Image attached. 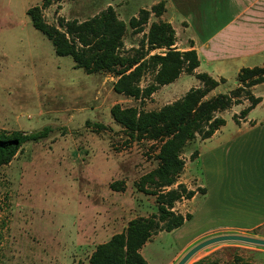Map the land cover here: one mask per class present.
Returning <instances> with one entry per match:
<instances>
[{
  "label": "rangeland",
  "instance_id": "374dc122",
  "mask_svg": "<svg viewBox=\"0 0 264 264\" xmlns=\"http://www.w3.org/2000/svg\"><path fill=\"white\" fill-rule=\"evenodd\" d=\"M151 1L57 0L42 15L48 25L57 27L59 19L82 23L111 7L126 27L121 54L148 59L161 52L148 51L146 44L151 24L160 21L150 16L138 34L129 22ZM41 4L42 0H0V132L55 129L45 141L24 145L0 167V264H89L97 246L124 232L130 221L157 215L155 197L140 193L136 184L157 167L158 144L129 138L112 120L111 108L157 112L202 85L194 71L182 73L173 88L162 92L158 88L142 103L115 94L113 75H87L71 58L55 55L26 15ZM226 76L206 100L238 88L237 76ZM153 79L148 65L140 89ZM250 93L261 103L247 115L243 112L249 102L241 98L240 105L216 114L225 125L210 139L197 136L185 147L178 181L195 195L176 203L172 211L191 219L145 244L140 254L148 264H177L193 247L219 236L264 240V181L258 183L264 145L254 139V127L264 128V83ZM87 121L108 130L91 132L84 127ZM199 262L264 264V247L217 243L186 264Z\"/></svg>",
  "mask_w": 264,
  "mask_h": 264
},
{
  "label": "trees",
  "instance_id": "16d2710c",
  "mask_svg": "<svg viewBox=\"0 0 264 264\" xmlns=\"http://www.w3.org/2000/svg\"><path fill=\"white\" fill-rule=\"evenodd\" d=\"M56 1L42 0L40 7L26 11L32 27L51 43L57 57L71 58L76 69L87 75L109 74L116 77L112 89L117 95L142 103L150 99L158 88L174 83L182 73L193 75L199 67L195 51L179 52L175 49V32L168 23H152L146 35L148 51L160 50L159 54L148 59L137 54L125 57L120 50L126 27L111 7L82 23L59 19L55 27L45 22L42 12ZM164 12L163 3L153 6L150 11L141 10L137 18L130 20L129 27L137 34L142 33L151 14L160 18ZM148 65L153 68L154 79L151 85L140 89L139 82ZM195 78L201 88L190 90L181 100L157 112L124 109L120 105L111 108L112 120L128 133L129 138L158 144L155 156L157 167L136 184L140 193L155 197L157 215L130 221L124 232L97 246L89 264H147L140 255L145 244L153 236L177 230L191 219L190 215L181 216L172 211L176 203L191 200L195 195L178 181L185 166L181 155L187 144L197 136L202 141L210 139L225 125V121L216 114L229 110L233 105H240L241 98L249 102L243 116L261 103L259 98L253 97L250 89L264 83V65L241 69L236 77L237 89L229 95L208 100L207 95L225 81L221 79L218 82L204 73L195 75ZM84 127L95 133L108 130L104 125L90 121ZM53 132L55 129L52 128L30 134L0 132V167L8 164L24 145L41 143ZM111 188H114L113 185Z\"/></svg>",
  "mask_w": 264,
  "mask_h": 264
},
{
  "label": "crops",
  "instance_id": "0c3cea01",
  "mask_svg": "<svg viewBox=\"0 0 264 264\" xmlns=\"http://www.w3.org/2000/svg\"><path fill=\"white\" fill-rule=\"evenodd\" d=\"M160 3L164 4L163 15L150 16L154 22L171 25L177 51H195L199 61L195 74L206 73L215 80H226V75L236 77L241 69L260 67L257 61L264 63V0H152L145 4L146 11ZM178 79L160 91L173 88ZM254 128V139L257 137L256 142L264 145V128ZM260 167L262 180L258 183L263 185L264 161ZM181 253L175 262L186 249Z\"/></svg>",
  "mask_w": 264,
  "mask_h": 264
},
{
  "label": "water",
  "instance_id": "95a60500",
  "mask_svg": "<svg viewBox=\"0 0 264 264\" xmlns=\"http://www.w3.org/2000/svg\"><path fill=\"white\" fill-rule=\"evenodd\" d=\"M222 242H238L244 243L259 247H264V240L244 237V236H236V235H228V236H219L215 238L208 239L203 241L202 243L196 245L191 250H189L179 261L177 264H186L196 253L200 250L204 249L207 246L222 243Z\"/></svg>",
  "mask_w": 264,
  "mask_h": 264
}]
</instances>
